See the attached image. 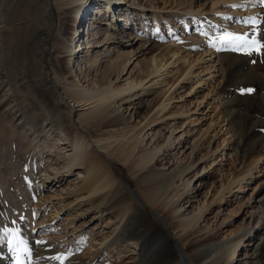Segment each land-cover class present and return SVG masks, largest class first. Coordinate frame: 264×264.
I'll return each instance as SVG.
<instances>
[{
    "label": "bare ground",
    "instance_id": "6f19581e",
    "mask_svg": "<svg viewBox=\"0 0 264 264\" xmlns=\"http://www.w3.org/2000/svg\"><path fill=\"white\" fill-rule=\"evenodd\" d=\"M93 2L98 7H105L109 18L115 20L111 37L107 39H111L117 46L124 37L121 29L136 15L133 12L137 11L138 18L142 22L145 21L142 25L145 29L148 28L147 17L145 18L147 14L154 21L158 18L157 15H160L158 10L146 13L144 10L131 9L123 0H0V231L11 225L25 235L28 248L33 247L34 252L32 255H22L24 264H115L109 260L106 262L103 258L99 259L98 252L88 260L80 253H74L73 249L67 253L54 248L51 241L45 238H34L29 226L32 225L31 211L35 210L30 204L35 201L34 193L40 190L31 188L29 178L22 174V171L26 167L23 154L26 149L35 147L38 153H45L47 159H54L51 154L53 151V155L63 157V161L58 165L52 166L48 163L47 166L40 167L41 185L45 184L44 186L51 188L65 175H71L74 170L76 175L72 181L80 178L77 188L69 194L67 203L63 204V199L57 203V211L71 206L78 216L91 213L90 220L98 219L97 229L104 235L105 248L109 245H113L111 250L115 246L119 247L115 259L124 257L129 249L135 252L133 259L120 260L122 264H230L236 246L250 231L244 229L235 238H215L214 234L208 233V226L201 223L206 214L211 213L210 205L218 206L227 200L226 194H230L234 183L240 180H223L211 194L210 200L204 198L193 206L192 200L196 195L190 186V178L186 175L195 166L193 156L194 151L198 149L196 142L184 162L165 169V163H162L165 153L175 146V141L178 140L177 144L181 143L182 133L172 135L175 128L172 127L162 140L159 137L162 136L163 128L160 125L151 126L155 120L162 118L157 115L166 110L174 91L157 102V105L152 104L151 108L146 98L135 100L145 96L149 90L155 92L156 89L151 86L163 83L162 76H165L168 66L173 65L178 58L162 63V60L154 62L151 56L148 63L151 66L149 74H155L156 79L151 82L149 88L143 87L142 80L134 84L112 86L113 80L109 75L124 70L130 60L127 55L118 62L116 59H110V73L104 71L99 78L93 80V83L100 82V86H96L97 90L94 89L95 85H83L78 74L73 71L71 62L73 55L77 53L72 43L78 34L74 25L81 18L80 12ZM117 8L120 18L115 16ZM80 23L84 24L83 28L86 29L90 24H86L84 20H80ZM252 23V26L238 35L249 38L263 35L264 9ZM117 28L120 31H117ZM53 30H56V34L48 53L49 69L57 78L56 84L62 85L66 97L80 109L86 108L78 112L79 126L71 125L66 111L57 105L54 97L55 85L50 81L48 70L44 67L45 62L41 58L43 46H36L39 40L43 42ZM93 33L95 31L91 29L86 39ZM78 45L80 48L81 44ZM88 45L87 42L84 48ZM90 52L87 48L85 61L89 63L90 71L96 72L99 62L97 56ZM214 57L220 64L217 70L224 78V58L218 53ZM32 58L35 66L31 62ZM192 66L193 64L189 69ZM189 75L190 70H187L183 78H188ZM160 78L159 82L157 79ZM172 85L173 83L163 94ZM257 86L261 91L264 90V86ZM136 87L139 89H135ZM222 90L224 93L219 102L222 105L223 120L227 125L226 133L232 138L231 147L227 152L238 154L245 135L238 130L237 123L232 119L235 113L232 106L235 98L240 96V90ZM154 105L156 108L151 114ZM139 106L144 108L145 120L137 127L142 119L137 121L135 126L131 125L129 120L133 113L136 114ZM248 116L251 117V114ZM261 121L264 128V119ZM152 128L155 131L148 135ZM98 149L106 153L117 151L124 156L123 160H128L136 169L139 186L144 188L145 201L150 206L152 215L165 227V231L152 227L145 211L147 204L134 199L132 190L126 192L128 200L122 201L120 193L123 188L104 164L105 160L109 161L108 156L103 157ZM209 152L210 150L207 151ZM257 199L263 223L260 236L254 240L250 264H264V197L259 196ZM111 200L116 204L115 211L107 218V222L102 224L99 218L110 212L108 202ZM82 203L87 207L81 210ZM53 218L54 216L51 219ZM5 237H0V264H14L19 254L14 250V246L10 250L9 246L14 243L8 245V239ZM17 239L15 244L18 243ZM36 241L44 243L38 244ZM66 244L71 243L69 241ZM71 247L74 248L73 245ZM57 255L65 259L62 262L52 259Z\"/></svg>",
    "mask_w": 264,
    "mask_h": 264
},
{
    "label": "rangeland",
    "instance_id": "374dc122",
    "mask_svg": "<svg viewBox=\"0 0 264 264\" xmlns=\"http://www.w3.org/2000/svg\"><path fill=\"white\" fill-rule=\"evenodd\" d=\"M124 2L131 9L144 10L146 13L150 10H158L160 15H157L158 18L154 21L147 14L145 18L147 17L148 28L145 29L142 27L145 21L142 22L138 18L137 11L133 12L136 15L121 29L124 37L117 46L112 43L111 39H107L111 37L110 33L115 20L109 18L107 9L102 5L98 7L94 2L89 4L83 12H80V20L86 21V24L90 23L87 29L83 28L84 24L82 25L80 20L74 25L78 34L72 43L77 53L72 58V69L78 74L83 85L86 87L95 85L94 89L97 90L96 86L97 84L100 86V82L93 83V80L99 78L102 72L110 71L108 68L110 59H116L118 62L124 55H127L130 60L124 70L119 73L109 72L113 80L112 86L119 87L142 80L143 87L149 88L151 82L156 79L155 74H149L151 66L148 63L151 56L154 62L162 60V63L166 60H173L175 57L178 58L173 65L168 66V72L162 76L163 83L151 86L156 89L155 92L149 90L145 96H140L135 100L146 98L151 108L152 104L157 105V102L174 91L166 110L157 115L162 118L155 120L151 126L160 125L163 128L162 136L159 137L162 140L172 127H175L172 135L177 136L182 133L181 143L177 144L178 140L175 141V146L165 153V159L162 160V163H165V169L173 164L184 162L188 158L190 148L196 142L198 149L196 148L193 156L195 166L186 175L190 178V186L196 195L192 200L193 206L197 202H202L204 198L210 200L211 194L223 180L226 181L227 178L240 180L234 183L230 194H226L228 201L218 203L220 206L210 205L211 213L206 214L201 225H207L208 233L214 234L215 238L223 239L235 238L242 230L248 229L250 232L236 246V252L230 264H250L254 240L260 236L263 223L257 198L264 197V128L261 125V120L264 119V90L261 91L257 85L264 86V49L260 53L253 52L247 55L245 54L247 49L237 51L232 44L225 43L221 37L229 33L241 34L247 30L252 26L253 19L259 17L264 9V3L260 0H123ZM115 12L116 18H120L118 8ZM118 25L120 27L121 22ZM91 29L95 33L90 34L86 39ZM262 33L263 35L255 38H246L249 41L255 39L264 44V28ZM55 34L56 30H53L43 42L39 40L36 46H43L41 58L45 62L44 67L48 70L50 81L55 85L54 97L57 105L66 111L71 125L79 126L78 112L86 108L80 109L66 97L62 85L56 84L57 78L49 69L48 53ZM87 42L89 45L84 48ZM78 44H81L80 48ZM87 48L91 50L92 55L97 56L99 65L96 72L90 71L89 63L85 61ZM217 53L224 58L222 59L224 78L217 70L220 64L214 60ZM31 60L35 66L34 59ZM191 64L193 66L189 69ZM187 70H190V75L188 78H183ZM172 83L173 85L163 94ZM222 88L227 91L240 90V96L235 98L232 106L235 110L232 119L237 123L238 130L243 136L245 135L238 154L232 155L227 152L231 147L232 138L229 133H226L227 125L223 120L222 105L219 102L224 93ZM241 89H252L253 91L242 93ZM155 108L154 105L151 114ZM144 113V108L139 106L129 123L135 126L136 122L142 119L137 127L141 126L145 120L143 119ZM248 114H251V117ZM153 131H155L153 128L149 130L148 135H151ZM84 133H86L85 130ZM89 139L94 142L91 137ZM34 148L26 149L23 154L26 167L22 171V174L29 178L31 188L40 190L34 193L35 201L30 204L35 210V212L31 211L32 227L29 226L34 238H45L51 241L54 248L67 253L73 249L74 253L78 252L88 260L96 252L99 253L97 255L99 259L103 258L106 262L109 260L115 264H122L120 260L133 259L135 252L130 249L124 257L115 259L118 253L116 250H119V247L115 246L111 250L113 245H109L105 248L104 235L97 229L98 219L90 220L91 213L88 212L82 217L78 216L71 206H65L57 211V203L60 199H63V204L67 203L70 199L69 194L77 188L80 178L72 181L76 175V170H74L71 175H65L51 188L44 186L45 184L41 185L40 167L47 166L48 163L52 166L58 165L63 161V157L53 155V151L51 154L54 159L51 160V157L47 159L45 153L40 154ZM209 150L210 152L207 153ZM98 151L103 157L108 156L109 158V161L105 160L104 164L123 188V194L120 193L122 201L128 200L129 196L126 192L132 190L134 199L147 204L145 211H147L152 227L165 231L159 219L152 215L150 206L144 198V188L139 186L136 169L131 166V163L123 160L124 156L117 151L111 150V153H106L101 149ZM113 200L108 202L110 212L104 213L103 217L99 218L102 224L107 222V218L115 211L116 204ZM85 207L87 206L84 203L80 206L81 210ZM22 215L23 213L20 216ZM53 216L54 218L51 219ZM6 229L11 231L5 233L1 230L0 237L6 236L8 245L14 243L9 246L10 250L14 246V250L19 254L14 264H18V261L19 264H24L23 256L32 255L33 247L28 248L25 235L18 229L11 225H7ZM16 239L17 244H15ZM65 241L66 243L70 241L71 244L62 243ZM176 242L179 243L177 238ZM25 248L28 249L27 252L24 251Z\"/></svg>",
    "mask_w": 264,
    "mask_h": 264
},
{
    "label": "snow or ice",
    "instance_id": "6c2138e0",
    "mask_svg": "<svg viewBox=\"0 0 264 264\" xmlns=\"http://www.w3.org/2000/svg\"><path fill=\"white\" fill-rule=\"evenodd\" d=\"M260 2L264 3V0H260ZM221 39L225 43L232 44L237 51H243L244 49H247V52L245 53L247 55H251L253 52L260 53L262 49H264V44L259 43L255 39L249 41L246 37L242 35H238V34L229 33L221 37ZM252 91H253L252 89H241L242 93H251ZM3 231L5 233H9L11 230L4 229ZM36 243L43 244L44 242L36 241ZM24 251L27 252L28 249L25 248ZM52 259L62 262L65 259V257L61 255H57V256L52 257ZM18 264H19V261H18Z\"/></svg>",
    "mask_w": 264,
    "mask_h": 264
},
{
    "label": "water",
    "instance_id": "95a60500",
    "mask_svg": "<svg viewBox=\"0 0 264 264\" xmlns=\"http://www.w3.org/2000/svg\"><path fill=\"white\" fill-rule=\"evenodd\" d=\"M119 176V175H118ZM122 177V176H121Z\"/></svg>",
    "mask_w": 264,
    "mask_h": 264
}]
</instances>
